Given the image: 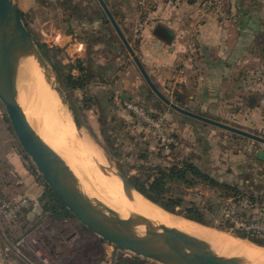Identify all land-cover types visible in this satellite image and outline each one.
<instances>
[{
    "label": "crops",
    "instance_id": "0c3cea01",
    "mask_svg": "<svg viewBox=\"0 0 264 264\" xmlns=\"http://www.w3.org/2000/svg\"><path fill=\"white\" fill-rule=\"evenodd\" d=\"M16 2L21 12L27 15V19L41 9L57 11L59 18H62L59 30L51 33L47 42L51 40L55 45L59 44L71 65L81 62L87 80V93L95 104H92L91 112L96 108V112L104 116L103 118L114 113L116 115L113 121L116 125L113 129L130 130L139 125L127 109V104H135L138 97L146 104L145 108L153 107L161 113L168 128L175 134L176 146L186 141L200 146L205 162L210 161L211 157L221 155V152L212 149L214 146L221 147V150L228 153H222L227 157L226 164L233 168L232 165L236 164L235 170L245 168L249 173L248 178L255 179L251 188L258 195L264 194V172L254 171L251 165L244 166L253 155L264 152V147H258L251 152L252 147L255 149L254 141L174 111L149 86L150 91L147 86L139 87L137 97L127 93L128 82L120 80V75L130 68L129 62L135 72L141 73L134 61L129 59V53L121 41L119 43L115 39L118 35L112 25L104 22L106 15L103 10L96 9L94 13L91 12L92 0ZM105 2L151 80L171 102L185 110L235 128L254 134L264 133V100H260L259 92L243 89L244 80L247 79L243 72L244 64L248 62L245 59H253L254 47H258L259 41H255L258 31L252 28L249 31L241 24V19L248 14L241 4L242 0H224L231 7L225 13L219 10L202 16L203 25L197 29V34L194 32V42L190 46L180 41L185 33L180 31L178 14L172 16L158 11L139 21V25L132 26L128 20L134 17L133 14L124 13L119 8L112 9L111 0ZM38 16L33 17V21ZM189 17L195 19L198 13L192 11ZM225 19L234 21L233 28L221 24ZM158 25L175 33L172 43H165L155 36L154 31ZM29 31L32 34L30 29ZM247 38L249 40H245ZM74 76H79V72ZM252 78L253 76L251 80ZM122 94H126L129 100L122 99ZM127 140L129 145L134 144L131 133ZM140 141L143 149L153 148L147 135H141ZM227 142L242 145L249 153H233L231 149L223 146ZM208 149H212L211 153ZM25 156L18 143H14L12 139L0 138V197L7 200L29 199L30 211L23 217V221H30L42 215L40 199L45 192V183L31 169L32 163ZM218 160L222 161L219 157ZM206 170L214 174L208 168ZM233 172L235 180L237 172ZM18 219L3 221L10 224ZM15 262L8 249H0V264H16Z\"/></svg>",
    "mask_w": 264,
    "mask_h": 264
},
{
    "label": "rangeland",
    "instance_id": "374dc122",
    "mask_svg": "<svg viewBox=\"0 0 264 264\" xmlns=\"http://www.w3.org/2000/svg\"><path fill=\"white\" fill-rule=\"evenodd\" d=\"M227 4L224 0H221L211 10H209L206 3L194 0H111L110 5L112 9L116 10V8H119L124 13L133 14L134 17L128 20L129 25L132 26L139 25V21L145 20L149 14L158 11L169 13L172 16L178 14L180 17V31H184L185 33L180 37V41L190 46V44L193 45L194 35L198 33L197 29L203 25L202 16L209 14V12L219 10L225 13L231 8ZM241 4L245 8L244 10L248 11V14L241 19L242 26L248 28L249 31L251 28L256 32L258 31L255 41H264V0H242ZM100 8L98 1L92 0L91 12L94 13L96 9ZM46 10L41 9V11L31 14L30 19H27L28 28L31 30L36 43L46 44L48 46L49 59L46 58V60L49 63L54 79L59 82L65 94L68 96L69 104L67 106L73 108L75 114L83 123V135L87 138H81L67 111V106L63 105L58 93L53 91V95L55 94L54 96L58 102L67 111L63 119H59L57 115L52 113L47 104V99L42 95H37V93L34 94L36 98L32 99L33 101L31 100L32 104L30 103L31 107H29V109L34 110H30V114L25 110L29 122L44 141H48L49 145L53 144V148L56 146L60 153L67 156L71 155V157L79 153L90 155L92 151L88 147V144L91 143L93 147L102 153L108 166V160L113 163L116 171L119 170L118 166L121 165L127 178L136 177L144 181L154 175L159 167H170L186 158H192L194 162L213 171L222 181L232 182L234 180V172L229 173L228 171L233 170L237 172L235 180L240 186L252 187L254 183L252 184V180L249 179L251 177L246 179L245 174L242 172L243 169L236 168L235 170L236 164L232 165L234 168L226 164L225 159L227 157L225 155L228 153L223 151V149L221 150L219 146H214L212 149L221 152V155L219 154L218 157L222 160V163L219 162L217 156L211 157L210 161L205 162L201 160V147H198L194 143L191 145V143L186 141L178 146L173 145L171 150L164 149L159 142L156 130L146 125L134 113L132 115L139 127H133L130 130H116L113 129L114 125H116L113 117L116 114L111 113L103 118L104 116L102 117V115L96 112V108L91 112L90 110L93 108L92 104H94V100L91 103L88 101L86 103V99L84 100L81 92H72L59 79V74L68 73L65 67L71 64L70 60H67L65 51L59 44L55 45L51 40L47 42L51 33L59 30L62 18H59L57 11ZM192 11L198 13L197 18L192 19L189 17ZM35 16L38 17L33 21V17L35 18ZM233 22L225 19L221 24L233 28ZM49 26L51 29H49ZM117 37L115 39L120 43ZM245 40H249V38ZM259 46L254 47L253 59L251 57L245 59L248 62H245L243 72L245 77L247 76V79L244 80L243 89L248 91L253 90L256 93L259 92L260 100H264V52L261 53L262 51L259 49ZM129 59L133 60L130 55ZM129 64L130 68L126 69L120 75V80H126L128 82L126 86L127 93L137 97L139 87L143 86H147V89L150 91L143 76L138 74L137 71L135 72L133 67L131 68V62ZM70 72L73 75L78 74L76 70ZM251 76H253L252 80ZM88 97L89 100L90 95ZM138 99L137 97L134 101L136 105L145 109L150 115L161 117V113L157 109L153 107L145 108L146 104H144V101ZM87 104H89V108L86 107ZM70 125H72L71 129L68 128ZM168 129L169 133L172 134L170 128ZM1 131L4 133H1ZM130 133L134 136V144L132 146L128 144L129 141L127 140ZM255 134L264 137V133L262 132ZM141 135H147L148 140L152 143L153 148L151 150L142 148V142L140 141ZM0 138L12 139L14 143H18L1 101ZM88 139H91L92 142H88ZM254 144L255 149L251 145V152L257 150L258 147H264V145L256 142ZM235 145L236 143L227 142L223 146L231 149L236 154L247 152L242 145ZM212 149H208L209 153H211ZM114 169L112 170L115 171ZM171 194L175 196L182 195L187 204L193 202L203 208H209L212 205L217 206L222 218H229L230 223L234 224L237 228L257 230L264 233V203L262 205L259 203L251 205L247 200L228 198L222 191H214L205 186L186 189L182 185H172ZM210 217L209 219L211 220L212 218ZM24 219L20 218L17 222L7 224L0 216V249H8L16 264H28L20 255H23L32 264H115L119 256H135L128 252L119 251L112 245L102 241L77 219H70L60 223L53 222L45 217H35L30 221H23ZM231 236L233 237V235ZM19 241L21 242L18 243ZM149 262L150 264H158L152 261Z\"/></svg>",
    "mask_w": 264,
    "mask_h": 264
},
{
    "label": "water",
    "instance_id": "95a60500",
    "mask_svg": "<svg viewBox=\"0 0 264 264\" xmlns=\"http://www.w3.org/2000/svg\"><path fill=\"white\" fill-rule=\"evenodd\" d=\"M97 1L147 85L164 104L184 116L264 145L262 136L185 110L165 97L151 80L105 0ZM154 34L165 43H172L175 37L171 29L162 25L156 27ZM26 57H34L50 81L52 89L58 93L63 105L67 106L69 98L59 82L54 79L48 61L25 25L18 3L16 0H0V101L23 153L34 165L45 185L84 227L117 250L158 264H244L237 257L217 254L207 241L199 237L165 225L157 226L140 215L124 219L98 199L86 196L81 190L79 178L65 160L41 139L19 103L18 68ZM121 97L125 101L129 100L126 94H122ZM67 111L81 138H87L83 135V123L73 108L67 106ZM88 142H92L91 139H88ZM259 157H264L263 151L259 153ZM108 164L114 169L111 161L108 160ZM116 173L127 193L136 191L146 198L120 170ZM141 227L145 229L143 234L137 232V228ZM15 252L20 255L16 250ZM20 257L28 264H32L23 255Z\"/></svg>",
    "mask_w": 264,
    "mask_h": 264
},
{
    "label": "trees",
    "instance_id": "16d2710c",
    "mask_svg": "<svg viewBox=\"0 0 264 264\" xmlns=\"http://www.w3.org/2000/svg\"><path fill=\"white\" fill-rule=\"evenodd\" d=\"M100 9L102 11V8ZM22 19L28 28L27 15L22 13ZM104 22L108 25L110 24L106 17L104 18ZM262 41L263 40L259 42L260 46L258 45L260 47L259 49L262 51L261 53L264 52V41ZM37 45L41 49L45 58L49 59L47 51L48 46L46 44L38 43ZM65 69L68 70V73L59 74L61 83L72 92H81L84 96V100L86 99L85 102L91 103L92 99L90 98L88 100L89 97L86 88L87 80L81 62L78 61L74 65H68ZM72 70H78L79 76H74L70 72ZM88 105L89 104L86 105L87 108H89ZM171 135L175 140V135ZM173 145L175 144L169 146V150L173 148ZM25 158L29 161L28 157L25 156ZM201 160H203V158H201ZM249 165L252 166L254 171L258 170V172H264V157L260 158L259 154L253 155L250 161L244 164L246 167ZM31 169L36 175H38V172L32 164ZM118 169L124 174L121 165L118 166ZM228 172L233 173V170H229ZM242 172L245 174L244 176L248 178L249 173L245 168ZM129 180L141 194L166 211L182 216L193 222L229 233L240 240H245L264 248V233L257 230L237 228L234 224L230 223L231 221L229 218H222L217 206L212 205L209 208H203L193 202L187 204L182 195L175 196L171 194L172 185H182L186 189L205 186L214 191H222V193L228 198H233L235 200L244 199L251 205L257 203L262 205L264 203V194L258 195V193H256L251 187L240 186L236 180H233L232 182L222 181L219 176L209 173L205 167L194 162L192 158H186L178 164L170 167H159L154 175L144 181H141L136 177L129 178ZM251 180L252 182H255L254 178H251ZM40 202L42 204V215L39 216L40 218L45 217L48 220L58 223L70 219H76L46 185L45 192L41 197ZM29 211V209L24 210L17 216L16 220L25 217ZM209 217L212 219L210 220ZM115 264H150V262L138 256H119Z\"/></svg>",
    "mask_w": 264,
    "mask_h": 264
},
{
    "label": "bare ground",
    "instance_id": "6f19581e",
    "mask_svg": "<svg viewBox=\"0 0 264 264\" xmlns=\"http://www.w3.org/2000/svg\"><path fill=\"white\" fill-rule=\"evenodd\" d=\"M37 65L34 57H26L19 64V103L24 111L26 110L30 114V110H34L29 109L31 107L30 103L32 99L36 98L34 94L37 93V95H42L47 99V104L52 113L57 115L59 119H63L67 111L58 102L54 96L55 94L53 95L54 90L50 81L46 78L44 71ZM71 126H68V128L71 129ZM44 142L49 145L48 141ZM52 145L49 146L65 160L79 178L83 193L91 199H98L122 218L132 219L140 215L157 226L165 225L176 228L207 241L219 255L237 257L244 264H264L263 247L249 244L246 241L232 237L226 232L173 215L136 191H132L131 194L127 193L117 173L107 165L102 153L91 144H88L92 151L90 155L79 153L78 155L75 154L76 156L73 155L74 157L60 153L59 149L56 146L53 148L54 145ZM144 231L143 227L137 228L139 234H143Z\"/></svg>",
    "mask_w": 264,
    "mask_h": 264
},
{
    "label": "built area",
    "instance_id": "2783aa9c",
    "mask_svg": "<svg viewBox=\"0 0 264 264\" xmlns=\"http://www.w3.org/2000/svg\"><path fill=\"white\" fill-rule=\"evenodd\" d=\"M207 4L209 10L214 8L221 0H194ZM127 109L138 116L146 125L154 128L157 132L159 142L164 149H169L171 144H175L173 136L169 133L168 126L163 117H156L150 115L136 104H127ZM251 151V149H250ZM30 206L29 199L21 198L18 200H7L0 197V216L4 220L13 221L24 210H27Z\"/></svg>",
    "mask_w": 264,
    "mask_h": 264
}]
</instances>
